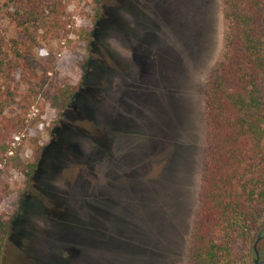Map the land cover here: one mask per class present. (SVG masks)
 <instances>
[{"label": "rangeland", "instance_id": "374dc122", "mask_svg": "<svg viewBox=\"0 0 264 264\" xmlns=\"http://www.w3.org/2000/svg\"><path fill=\"white\" fill-rule=\"evenodd\" d=\"M67 12L70 33L33 53L76 90L63 111L44 106L21 146L33 170L12 172L0 201V264H190L221 0L73 1ZM12 34L0 0V41Z\"/></svg>", "mask_w": 264, "mask_h": 264}, {"label": "trees", "instance_id": "16d2710c", "mask_svg": "<svg viewBox=\"0 0 264 264\" xmlns=\"http://www.w3.org/2000/svg\"><path fill=\"white\" fill-rule=\"evenodd\" d=\"M73 1L100 2L3 0L13 34L0 41V201L13 190L12 172L28 177L33 170L21 146L44 106L61 112L76 90L56 79L50 61L39 63L33 53L42 40L70 33L67 5ZM221 5L223 52L201 89L208 155L190 264H245L264 219V0H221ZM8 226L0 214V252Z\"/></svg>", "mask_w": 264, "mask_h": 264}, {"label": "flooded vegetation", "instance_id": "af4514ba", "mask_svg": "<svg viewBox=\"0 0 264 264\" xmlns=\"http://www.w3.org/2000/svg\"><path fill=\"white\" fill-rule=\"evenodd\" d=\"M249 264H264V219L249 245Z\"/></svg>", "mask_w": 264, "mask_h": 264}]
</instances>
